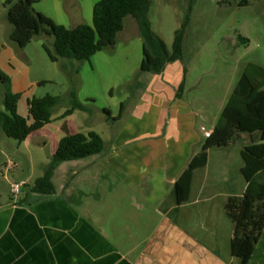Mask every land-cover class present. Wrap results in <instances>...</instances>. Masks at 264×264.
<instances>
[{
    "label": "crops",
    "instance_id": "1",
    "mask_svg": "<svg viewBox=\"0 0 264 264\" xmlns=\"http://www.w3.org/2000/svg\"><path fill=\"white\" fill-rule=\"evenodd\" d=\"M181 64L175 70L183 78L170 75L174 63L169 64L137 97L134 109L122 104L113 116L121 115L115 122L120 128L108 142L101 133L77 126L82 111L63 119L64 113L22 142L49 145L50 156L29 178L8 181L7 195H0V264H239L232 254L234 231L226 205L246 190L244 162L235 176L228 170L216 183L210 150L203 178L201 171L195 173L189 203H175V184L206 140L191 104L184 94L178 97L185 79ZM91 132L106 143L104 153L62 164L53 179L54 198L34 202L35 182L60 141ZM17 163L4 167L16 175ZM232 180L237 182L221 188ZM15 182L26 183L18 197L11 195ZM220 196L224 202L213 203ZM259 245L250 264L264 260Z\"/></svg>",
    "mask_w": 264,
    "mask_h": 264
},
{
    "label": "rangeland",
    "instance_id": "2",
    "mask_svg": "<svg viewBox=\"0 0 264 264\" xmlns=\"http://www.w3.org/2000/svg\"><path fill=\"white\" fill-rule=\"evenodd\" d=\"M100 1L40 0L35 9L56 24L72 29L81 24L93 26L94 9ZM5 2L0 0V69L14 81L11 92L21 97L18 113L27 118L30 101L54 96L61 98L53 114V119L57 120L71 107V92L75 90L78 99L91 110V113L77 114V126H81V130L101 133L108 142L120 127L108 120L105 111L111 112L112 117L118 116L123 103L131 104L129 111L134 109L137 97L153 86L156 77L141 70L144 41L137 22L128 17L116 46L99 52L90 61L53 63L43 47L46 45L53 50V37L42 34L24 49L12 41L13 26L8 22ZM189 4L190 0H153V29L169 51H172L175 33L184 22ZM240 37L248 43H242ZM181 63L184 64V76L185 67L188 69L184 79L185 100L196 112L199 127L212 129L247 66L253 63L264 68V0H196L184 40V62L174 63L170 75L183 78V73L175 70L178 64L183 68ZM6 93L0 81V110L5 109ZM59 123L61 121L54 124ZM252 143L251 137L244 136L227 149H213V181H222L228 170L232 173L230 176H235L243 163L241 151ZM50 150L49 145L42 143H19L7 138L0 130V195H7L8 181L14 182L19 176L29 178L31 172H38L42 162L50 156ZM18 160L20 173L13 175L4 166ZM204 171L200 172L202 178ZM235 182L223 183L221 188L226 189ZM195 190L197 192V188ZM224 200L220 196L213 203L222 204ZM259 252L264 258V238Z\"/></svg>",
    "mask_w": 264,
    "mask_h": 264
},
{
    "label": "trees",
    "instance_id": "3",
    "mask_svg": "<svg viewBox=\"0 0 264 264\" xmlns=\"http://www.w3.org/2000/svg\"><path fill=\"white\" fill-rule=\"evenodd\" d=\"M195 1L190 0L184 22L175 33L172 51L168 50L153 29V0H101L94 9L93 26L81 24L72 29L58 25L51 18L37 12L35 6L40 0H6L5 7L8 9V22L13 26L11 39L20 48H26L42 34L54 38L53 50L43 46L53 63L61 60L87 62L99 52L115 47L118 35L125 28L126 19L132 17L137 22L144 41L141 70L161 75L169 64L184 62V40ZM239 40L244 44L248 43L242 37ZM187 73L188 69L185 67V76ZM0 81L7 91L5 109L0 110V130L9 139L25 142L31 135L53 122V114L60 105L61 98H34L28 104L29 115L25 118L18 113L21 97L11 92V78L1 70ZM184 86L185 81L179 89L180 98L183 96ZM76 111L91 113L73 90L71 107L62 118L65 119ZM105 114L108 120L114 122L121 117L113 118L109 111H105ZM244 136L251 137L253 142L242 151L246 190L242 197L229 199L226 212L234 231L232 254L239 260V264H250L264 234V68L253 63L243 72L212 135L204 141L200 153L192 159L175 184L174 199L177 206L189 203L195 173L207 167L209 151L227 149ZM105 149L106 143L95 132L64 137L45 168L44 176L35 182L33 192L37 197L34 202L54 198L56 188L53 179L62 164L102 155Z\"/></svg>",
    "mask_w": 264,
    "mask_h": 264
},
{
    "label": "built area",
    "instance_id": "4",
    "mask_svg": "<svg viewBox=\"0 0 264 264\" xmlns=\"http://www.w3.org/2000/svg\"><path fill=\"white\" fill-rule=\"evenodd\" d=\"M203 130V133H204V137L206 139H208L211 135H212V132L210 131H207L206 129H202ZM26 183L25 182H15L11 185V195L13 197H18L20 196L23 188L25 187Z\"/></svg>",
    "mask_w": 264,
    "mask_h": 264
}]
</instances>
